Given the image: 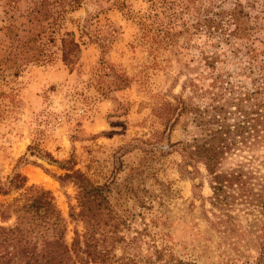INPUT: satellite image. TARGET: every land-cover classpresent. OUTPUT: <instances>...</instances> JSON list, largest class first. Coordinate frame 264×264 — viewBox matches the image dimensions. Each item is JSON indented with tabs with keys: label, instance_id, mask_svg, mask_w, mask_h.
Wrapping results in <instances>:
<instances>
[{
	"label": "rangeland",
	"instance_id": "obj_1",
	"mask_svg": "<svg viewBox=\"0 0 264 264\" xmlns=\"http://www.w3.org/2000/svg\"><path fill=\"white\" fill-rule=\"evenodd\" d=\"M34 1L40 0H0V182L20 173L27 186L50 190L69 245L85 224L71 216L77 212V189L59 182L68 172L60 164L71 160L69 165L95 183H111V226L117 232L116 240L110 236L104 243L110 264H264L261 209L244 201L230 208L215 205L204 164L185 167L191 172L186 174L180 147L167 151L168 142L192 141L189 116L163 136L159 147L165 152L150 146L166 129L157 116L163 104L180 97L202 104L206 89L214 94L228 82L254 88L243 51L207 65L206 58L227 47L216 51V41L203 31H183L194 9L178 21L183 33L156 41L155 16L169 23L172 0H49L55 15L49 26L44 23V57L5 62L7 53L20 52L14 32L24 34ZM251 14L255 44L263 51L264 0ZM65 33H73L81 47L73 66L63 61ZM121 75L128 80L124 88ZM239 154L223 168L239 163L244 156ZM250 154L256 158L254 187L264 197V143ZM16 197L19 192L0 194V204Z\"/></svg>",
	"mask_w": 264,
	"mask_h": 264
},
{
	"label": "trees",
	"instance_id": "obj_2",
	"mask_svg": "<svg viewBox=\"0 0 264 264\" xmlns=\"http://www.w3.org/2000/svg\"><path fill=\"white\" fill-rule=\"evenodd\" d=\"M259 2L260 0H172L167 6L171 10L170 16L168 15L169 23L161 19V14H156L159 30L156 41L173 38L194 28V32L203 31L208 38L216 41V51L220 47H227V50L219 51L221 54L206 58L210 67H215L217 59L225 62L237 58L232 55L239 56L243 51L245 67L249 74H254V88L228 82L227 87L220 86V90L214 94L206 89L202 104L186 101L183 97L176 104H163L158 109L157 116L164 119L166 129L158 135L155 144L150 146L165 152L164 148L159 147L165 145L163 136L169 134L167 132L183 116H189L195 129L192 141L187 144L168 142L167 151L173 146L180 147L183 168L204 164L212 179L215 205L230 208L235 203L243 204L244 201L245 205L260 208L264 214V197L257 192L253 183L256 172L251 164L255 163L256 158L254 154H250L256 146L264 143V50L259 51L255 44L257 27L252 25L251 14V10ZM228 3L231 4L230 7L225 6ZM8 5L14 10V6ZM193 9V15H190L192 21L179 32V19ZM54 13L49 0L34 1L28 10V27L24 28V34L14 32L16 48L20 52L10 51L5 62L18 65V59L25 62L41 60L46 45L44 33L48 30L44 23L49 26ZM13 18L11 16L9 19ZM61 45L65 64L75 65L81 47L74 34L65 33L61 38ZM8 49L14 50L15 45L10 44ZM218 76L221 79L223 77ZM122 77L124 79L119 87L124 88L128 86V80ZM192 85L195 88L199 86L194 83ZM239 153L244 154L243 159L233 167L224 169V162L234 155H241ZM70 163L71 160L60 164L68 172L59 176L58 180L63 185L66 182L73 183L77 189V212L73 211L71 216L85 224L84 233L76 232L73 243L67 244L64 219L53 193L41 185L27 186L26 176L15 174L7 182H0L1 195L19 192V197L12 202L0 204V264H110L109 250L104 243L110 236L116 240L113 235L117 232L115 226H111L114 220L110 202L111 183L97 184L82 171L75 170ZM184 171L191 174L186 168ZM11 221L13 223L8 225ZM178 264L185 263L179 261Z\"/></svg>",
	"mask_w": 264,
	"mask_h": 264
}]
</instances>
